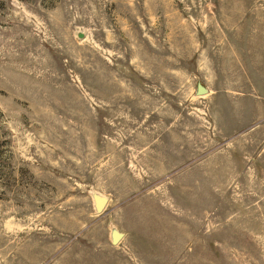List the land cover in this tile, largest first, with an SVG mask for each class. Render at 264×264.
I'll return each instance as SVG.
<instances>
[{
	"label": "rangeland",
	"instance_id": "obj_1",
	"mask_svg": "<svg viewBox=\"0 0 264 264\" xmlns=\"http://www.w3.org/2000/svg\"><path fill=\"white\" fill-rule=\"evenodd\" d=\"M0 264H264V0H0Z\"/></svg>",
	"mask_w": 264,
	"mask_h": 264
},
{
	"label": "water",
	"instance_id": "obj_2",
	"mask_svg": "<svg viewBox=\"0 0 264 264\" xmlns=\"http://www.w3.org/2000/svg\"><path fill=\"white\" fill-rule=\"evenodd\" d=\"M207 91V89L203 86V85H199L198 86V93L199 94H204ZM108 201V199L106 197H103L98 205V209L102 210L103 207L105 206L106 202Z\"/></svg>",
	"mask_w": 264,
	"mask_h": 264
}]
</instances>
